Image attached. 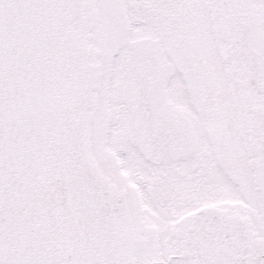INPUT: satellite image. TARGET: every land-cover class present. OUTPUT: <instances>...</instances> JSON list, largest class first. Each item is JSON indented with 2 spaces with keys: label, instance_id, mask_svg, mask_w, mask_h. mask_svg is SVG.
Wrapping results in <instances>:
<instances>
[{
  "label": "snow or ice",
  "instance_id": "1",
  "mask_svg": "<svg viewBox=\"0 0 264 264\" xmlns=\"http://www.w3.org/2000/svg\"><path fill=\"white\" fill-rule=\"evenodd\" d=\"M0 264H264V0H0Z\"/></svg>",
  "mask_w": 264,
  "mask_h": 264
}]
</instances>
